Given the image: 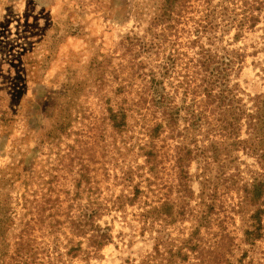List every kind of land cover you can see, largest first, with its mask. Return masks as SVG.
Listing matches in <instances>:
<instances>
[{
    "label": "rangeland",
    "instance_id": "obj_1",
    "mask_svg": "<svg viewBox=\"0 0 264 264\" xmlns=\"http://www.w3.org/2000/svg\"><path fill=\"white\" fill-rule=\"evenodd\" d=\"M159 1L0 0V264H164L161 256L182 245L196 228L207 247L215 246L219 229L229 236L202 259L189 253L175 264H264V239L245 237L251 228L250 208L232 210L239 202L237 188L220 184L215 193L213 186L201 197L205 177L195 163L190 167L194 197L189 206L194 216L143 218L164 195L162 183L172 179L165 175L152 184L155 192L142 193L133 205L104 210L95 222L108 229L110 239L96 251L88 244L93 226L80 214L88 213L90 201L110 203L124 191L113 177L115 163L145 173L138 134L124 142L113 115L118 113L115 103L134 94L128 61L137 67L146 55L141 48L132 60L140 44L137 40L131 46L125 36L132 30L143 34ZM137 3L144 7L142 16H137ZM192 7L185 19H195L178 29L182 42L202 15L203 1ZM138 17L143 22L137 28ZM263 26L243 28L237 39H232V28L223 38L244 54L231 83L238 84L245 99L264 92ZM238 155L243 179L249 181L247 166L257 165ZM208 174L215 180V170ZM209 194L222 203L226 216L221 224L213 217L204 228L198 215L206 210L203 199ZM79 224H85L86 232Z\"/></svg>",
    "mask_w": 264,
    "mask_h": 264
},
{
    "label": "trees",
    "instance_id": "obj_2",
    "mask_svg": "<svg viewBox=\"0 0 264 264\" xmlns=\"http://www.w3.org/2000/svg\"><path fill=\"white\" fill-rule=\"evenodd\" d=\"M195 1H203L204 9L193 24L190 37L182 42L178 29L195 19H185ZM214 1L160 0L147 20L143 34L139 36L132 30L125 36L131 46L137 40L140 44V51L132 60L139 57L141 48L146 55L144 60L139 58L137 67L128 61V84L134 94L131 93L124 102L115 103L118 113L113 115V122L125 133L124 142L138 134L136 138L142 149L145 173H134L132 166L115 163L113 177L119 180L118 185H122L124 191L110 203L90 201L88 213L80 214L81 219L93 226L88 244L94 251L110 239L108 229L98 225L95 219L104 210L117 209L123 203L133 205L142 193L155 192L152 184L165 175L172 179L163 181L164 195L158 196L154 204L144 201L150 207L142 213L143 218L168 221L188 212L194 216L189 207L194 197L190 173L193 163L205 177L200 182V196L204 197L207 189L213 186L215 193L220 184L229 189L236 187L239 202L232 210L244 207L251 210V228L245 230L246 240L264 239V92L248 95L245 99L238 84L231 83L244 54L228 46L230 43H223L224 35L232 28L236 31L232 39H237L243 28L253 30L259 23L264 24V0ZM136 6L137 16L144 15V7L139 3ZM138 19L137 28L143 22L142 17ZM261 31L264 47V26ZM146 38L149 43L145 42ZM261 68L264 70V59ZM141 137L144 141L140 144ZM239 152L253 158L257 165L253 169L247 166L249 181L243 179ZM167 166L172 174L166 171ZM231 167L233 172L228 173ZM213 170L216 171L215 180L208 174ZM103 174L110 177L107 170ZM135 178L139 180L135 181ZM173 193L178 196L175 200ZM209 195L211 197L206 201L203 199L206 210L198 215L204 228L211 226L213 217L221 224L226 216L222 214L226 211H223L222 203L213 194ZM145 222L149 224V221ZM81 225L78 228L83 233L86 227ZM228 236L219 229L215 246L207 247L202 243L200 228H196L182 245L175 250L170 247L161 260L164 264H175L178 258H188L189 253L202 259L217 251L220 243L223 246ZM78 251H81V244Z\"/></svg>",
    "mask_w": 264,
    "mask_h": 264
}]
</instances>
